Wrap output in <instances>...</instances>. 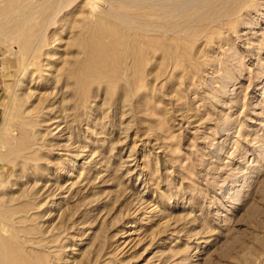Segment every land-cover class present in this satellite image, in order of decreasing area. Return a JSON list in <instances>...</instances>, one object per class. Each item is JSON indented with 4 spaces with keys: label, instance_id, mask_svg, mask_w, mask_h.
Listing matches in <instances>:
<instances>
[{
    "label": "rangeland",
    "instance_id": "obj_1",
    "mask_svg": "<svg viewBox=\"0 0 264 264\" xmlns=\"http://www.w3.org/2000/svg\"><path fill=\"white\" fill-rule=\"evenodd\" d=\"M0 53V264H264V0H0Z\"/></svg>",
    "mask_w": 264,
    "mask_h": 264
},
{
    "label": "bare ground",
    "instance_id": "obj_2",
    "mask_svg": "<svg viewBox=\"0 0 264 264\" xmlns=\"http://www.w3.org/2000/svg\"><path fill=\"white\" fill-rule=\"evenodd\" d=\"M104 27H105V26H104ZM97 30H98V28H97ZM100 30H101V29H100ZM100 30H99V31H100ZM105 30L107 31V29H105ZM120 32H121V31H120ZM101 34H102V33H101ZM104 34H105V33H104ZM107 34H108V33H107ZM111 35H115V34L112 32ZM116 35H117V34H116ZM116 35H115V36H116ZM91 36H92V35H91ZM95 36H96V35H95ZM117 36H118V35H117ZM97 37H98V36H97ZM108 37H109V36H108ZM103 38H106V37H103ZM111 38L113 39V37H111ZM122 38H123V37H122ZM109 39H110V38H109ZM117 39H118V38H117ZM88 40H89V39H88ZM101 40H102V39H101ZM89 41H90V40H89ZM95 41H97V39H96ZM120 42H121V41H118V40H116L115 42H112V43L110 42L111 44H110L109 46H106V45H104L105 43L103 44V43L100 42V44L98 45V47L95 46L96 49H95V48H94V49L97 50V51H101V55H100V56H102L103 58L106 57V59H107V57L110 56V54H108L107 52H108V51L110 52L111 50H115V47L117 48V46L120 44ZM89 44H90V43H89ZM93 44H94V43H93ZM106 44H107V43H106ZM147 45H148V44H147ZM92 46H93V45H92ZM97 48H99V49H97ZM88 49H89V48H88ZM122 50H123V49H122ZM87 51H88V50H87ZM97 51H96V52H97ZM133 52L135 53V51H133ZM92 53H93V52H92ZM134 53H133V54H134ZM97 54H98V52H97ZM99 54H100V53H99ZM112 54H114V52H112ZM131 55H132V54H130V56H131ZM126 56H127V55H126ZM134 56H135V55H134ZM144 56H145V55H144ZM88 57H89V56H88ZM91 57H92V56H91ZM140 57L142 58V56H140ZM103 58H101V60H102ZM119 58H120V57H119ZM126 58H127V57H126ZM130 58H131V57H130ZM134 58H137V57H134ZM141 58H140V59H141ZM90 59H91V58H90ZM93 59H94V58H93ZM122 59H123V58H122ZM131 59H132V58H131ZM131 59H130V60H131ZM86 60H88V58H87ZM99 60H100V59H99ZM117 60H118V58H117ZM132 60H133V59H132ZM135 60H137V59H135ZM104 61H106V60H104ZM146 61H147V60H146ZM109 62H110V61H109ZM133 62H134V61H133ZM141 62H142V60H141ZM82 63H83V62H82ZM87 63L89 64V62H85V65H86V66L83 65L84 63L81 64L80 62H77V64H76V62H75V63L73 62L74 65H73V66L71 65V66L73 67V73L75 72L77 75H79V76L82 78V79H81L82 82L85 81V80H83V78H88V77L91 78V76L97 74V73H96L97 70H95V69L92 70V68H93L94 66L99 65V64H97V65L95 64V65L93 66L92 63H91V64H90V66L92 67V68H91L90 66H87ZM106 63H107V62H106ZM134 63H135V62H134ZM37 64H38V63H37ZM141 64H142V63H141ZM80 65H82V66H80ZM143 65H144V64H143ZM72 67H71V68H72ZM94 68H95V67H94ZM116 68H117V71H118V67H116ZM94 70H95V72H94ZM111 70H114V69L112 68ZM111 70H109V71L111 72ZM119 70H120V69H119ZM102 71H103V74H105V75L103 76L104 78H109V79H110V78L112 77L111 75H112L113 73L110 74V76H107V73H106V72L104 73V70H102ZM109 71H108V72H109ZM115 71H116V70H114V73L117 74V73H116L117 71H116V72H115ZM93 72H94L95 74H94ZM110 72H109V73H110ZM115 74H113V76H114ZM98 75H99V74H98ZM101 76H102V75H101ZM103 77H102V78H103ZM135 77H136V76H135ZM69 78H70V76H69ZM75 78H76V76H75ZM78 78H79V77H78ZM89 78H88V79H89ZM116 78H117V77H116ZM67 79H68V78H67ZM88 79H87V81H88ZM95 79H96V78H95ZM117 79H118V78H117ZM106 80H107V79H106ZM112 80H113V78H112ZM112 80H111V81H112ZM114 80H115V77H114ZM134 80H135V79H134ZM79 81H80V80H79ZM76 82H78V80H77ZM73 83H74V82H73ZM88 83H89V81H88ZM34 84H35V83H34ZM81 84H82V83H81ZM86 84H87V83H86ZM72 85H73V84H72ZM82 85H83V84H82ZM82 85H81V86H82ZM66 86H67V85H66ZM126 95H127V94H126ZM29 103H30V102H29ZM31 103H32V102H31ZM30 105H31V104H30ZM28 109H29V108H28ZM39 109H40V108H39ZM39 109H38V110H39ZM42 109H43V108H42ZM19 110H20V109H19ZM43 113H44V112H43ZM21 116H22V115H21ZM33 117H34V116H33ZM40 117H41V116H40ZM27 118H28V117H27ZM38 118H39V117H38ZM33 121H34V119H33ZM38 121H39V120H38ZM28 122H30V121H28ZM41 122H42V121H41ZM34 123H35V122H34ZM29 124H30V123H29ZM31 126H32V125H31ZM34 126H35V125H34ZM19 127H20V126H19ZM21 128H22V127H21ZM22 129H23V128H22ZM22 131H23V130H22ZM22 134H23V132H22ZM24 142H25V141H24ZM26 145H28V144H26ZM19 146H20V145H19ZM19 148H20V147H19ZM13 149H14V148H13ZM24 150H25V149H24ZM27 154H28V153H27ZM14 249H15V247H14ZM27 251H28V250H27ZM18 252H19V251H18ZM24 253H25V252H24ZM38 254H39V253H38ZM24 256H25V255H24ZM24 256H23V257H24ZM28 256H30V255H28ZM16 258H17V257H16ZM24 259H25V258H24ZM37 259H38V258H37ZM10 260H11V259H10ZM29 260H30V259H29ZM19 261H20V260H19ZM24 261H25V260H24ZM28 262H29V261H28ZM31 262H32V261H31ZM45 262H46V261H45ZM17 263H18V261H17ZM20 263H21V262H20ZM42 263H43V261H42Z\"/></svg>",
    "mask_w": 264,
    "mask_h": 264
},
{
    "label": "crops",
    "instance_id": "obj_3",
    "mask_svg": "<svg viewBox=\"0 0 264 264\" xmlns=\"http://www.w3.org/2000/svg\"><path fill=\"white\" fill-rule=\"evenodd\" d=\"M7 63L5 61V58L3 57V54L0 53V89L3 85L4 82H6L8 79V76H9V71L10 69L8 68H3V66H6Z\"/></svg>",
    "mask_w": 264,
    "mask_h": 264
}]
</instances>
